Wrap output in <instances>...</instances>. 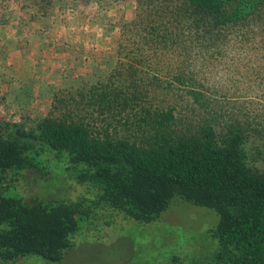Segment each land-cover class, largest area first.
<instances>
[{
  "label": "rangeland",
  "instance_id": "obj_1",
  "mask_svg": "<svg viewBox=\"0 0 264 264\" xmlns=\"http://www.w3.org/2000/svg\"><path fill=\"white\" fill-rule=\"evenodd\" d=\"M153 7L149 0H0V136L13 128L26 135L50 113L104 120L70 97L107 84L109 75L118 84L132 65L150 106L176 108L184 123L208 113L219 133L243 126L248 162L264 172V35L237 42L234 32L205 44L196 28ZM80 191L53 178L30 195L69 202ZM218 222L214 211L176 198L150 224L92 219L59 262L28 256L9 264H211L219 245L209 231Z\"/></svg>",
  "mask_w": 264,
  "mask_h": 264
},
{
  "label": "trees",
  "instance_id": "obj_2",
  "mask_svg": "<svg viewBox=\"0 0 264 264\" xmlns=\"http://www.w3.org/2000/svg\"><path fill=\"white\" fill-rule=\"evenodd\" d=\"M149 3L152 12L196 28L205 44L219 45L234 32L237 42L264 35V0ZM128 68L118 84L109 75L107 84L70 97L104 120L88 121L87 112L78 118L50 113L26 135L13 128L0 136V261L59 262L92 219L120 215L150 224L179 198L219 216L209 231L219 245L211 264H264V172L248 162L251 135L235 124L219 133L208 113L184 123L176 108L150 106L132 80L137 70ZM53 178L80 186L82 196L68 202L30 195Z\"/></svg>",
  "mask_w": 264,
  "mask_h": 264
}]
</instances>
